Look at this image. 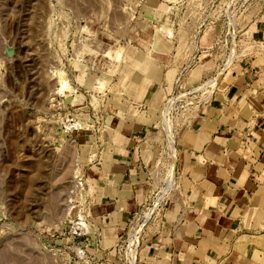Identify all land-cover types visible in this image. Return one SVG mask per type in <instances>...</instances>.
<instances>
[{"label":"rangeland","instance_id":"rangeland-1","mask_svg":"<svg viewBox=\"0 0 264 264\" xmlns=\"http://www.w3.org/2000/svg\"><path fill=\"white\" fill-rule=\"evenodd\" d=\"M262 43L264 0H0V264H133L178 192L170 169L192 118L238 62H264ZM62 78L77 92L56 94ZM155 90L146 199L106 239L86 163L102 116Z\"/></svg>","mask_w":264,"mask_h":264},{"label":"crops","instance_id":"crops-1","mask_svg":"<svg viewBox=\"0 0 264 264\" xmlns=\"http://www.w3.org/2000/svg\"><path fill=\"white\" fill-rule=\"evenodd\" d=\"M154 93L102 116L107 137L97 135L86 163L106 239L122 235L146 199ZM177 153L178 192L142 237L135 264H264V62L236 64L192 118Z\"/></svg>","mask_w":264,"mask_h":264},{"label":"bare ground","instance_id":"bare-ground-1","mask_svg":"<svg viewBox=\"0 0 264 264\" xmlns=\"http://www.w3.org/2000/svg\"><path fill=\"white\" fill-rule=\"evenodd\" d=\"M260 45V46H259ZM258 46H259V50H263V47H264V44L262 43V44H259ZM254 46V45H253ZM257 46V45H256ZM255 46V47H256ZM248 48H250L249 46H248ZM247 49V48H246ZM251 49V48H250ZM248 50V49H247ZM238 52V51H237ZM247 54V53H246ZM242 55V54H241ZM59 74L58 75H62V72L60 71V72H58ZM220 73V72H219ZM220 74H222V72L220 73ZM220 74L219 75H216V76H213L210 80L208 79V81H207V83H206V86H204L205 87V89L209 92V93H211L212 91H213V88L215 87V85L216 84H218L217 82L220 80ZM221 77H222V75H221ZM60 78V77H59ZM63 79V78H62ZM220 82V81H219ZM97 86L98 87H100L101 85H102V83L101 82H97ZM100 84V85H99ZM202 86V85H201ZM200 87V86H199ZM198 87V88H199ZM203 87V86H202ZM199 88V89H203V88ZM66 90H71L72 92H77V89H75V88H73L71 85H70V83H69V81L68 80H66V79H63V80H61L60 79V81H59V83L57 84V87H56V89H55V92H56V94H64L65 95V92H66ZM196 90V89H195ZM194 90V91H195ZM183 93H181L180 95H182ZM187 94V93H186ZM77 95V94H76ZM180 95H178V96H180ZM184 95V94H183ZM181 97V96H180ZM171 99H174V98H171ZM171 99H170V101H171ZM170 101H169V103L165 106V112H164V119H163V121L165 120V119H167V114H168V112H169V110H170V108H171V106H172V102L170 103ZM165 123V122H164ZM167 124V123H166ZM80 125V124H79ZM168 125V124H167ZM167 128H168V131L170 132L169 134H171V129H170V127L169 126H167ZM173 135V134H172ZM172 139L174 140V138L172 137ZM171 139V140H172ZM170 140V139H169ZM173 143H174V141H173ZM170 144H172L171 142H170ZM173 145V144H172ZM171 145V146H172ZM175 146V145H174ZM174 146H172V147H174ZM173 149V148H172ZM177 149V148H176ZM173 150H175V148L173 149ZM177 151V150H176ZM176 153V152H175ZM172 154H173V152H172ZM178 156V155H177ZM171 157H173V156H171ZM177 157H176V155L174 154V157H173V162H172V167H171V169H170V174H171V182H172V180L173 179H175L174 178V174L176 173L175 172V166H176V160H178V159H176ZM171 160V159H170ZM172 161V160H171ZM168 171H169V169H168ZM170 174H168V175H170ZM168 177V176H167ZM176 180V179H175ZM82 183V182H81ZM167 183H169V181L167 182ZM172 185V184H171ZM168 186H169V184H168ZM168 186H166V187H168ZM90 189V188H89ZM167 189V188H166ZM165 192V191H164ZM161 195V194H160ZM163 195H165V194H163ZM159 196V195H158ZM160 198V197H159ZM162 198V197H161ZM153 208V207H152ZM150 210H151V208H150ZM153 211V210H152ZM146 212V211H145ZM151 212V211H150ZM147 213V212H146ZM145 213V214H146ZM149 215V214H148ZM151 216V215H150ZM148 218H149V216H147ZM82 218V217H81ZM84 219V218H83ZM82 219V220H83ZM145 219V218H144ZM150 219V218H149ZM82 220H80V223H81V221ZM146 221V220H145ZM145 221H144V223H145ZM79 223V224H80ZM82 224H84L83 222H82ZM81 224V225H82ZM143 224V223H142ZM87 225V227H89V225L88 224H86ZM137 225H139V224H137ZM84 226H85V224H84ZM140 226V225H139ZM136 227V226H135ZM138 229H139V227H138ZM142 229V228H141ZM141 229H140V232H141ZM137 230V229H136ZM138 231V230H137ZM138 236V235H137ZM134 250V249H133ZM136 251V250H135ZM132 253V263L134 264V261H135V259H136V253L135 252H131ZM129 254V253H128ZM131 261V260H130Z\"/></svg>","mask_w":264,"mask_h":264},{"label":"built area","instance_id":"built-area-1","mask_svg":"<svg viewBox=\"0 0 264 264\" xmlns=\"http://www.w3.org/2000/svg\"><path fill=\"white\" fill-rule=\"evenodd\" d=\"M225 65V67L226 68H224V69H227L229 66H230V61H229V58H227V61H226V63L224 64ZM185 68V67H184ZM184 70H186V68L184 69ZM205 79H206V77H204ZM175 170H176V168H175ZM167 185V184H166ZM88 189H89V187H88ZM164 198V197H163ZM154 201V200H153ZM153 203V202H152ZM148 205H149V203H148Z\"/></svg>","mask_w":264,"mask_h":264}]
</instances>
